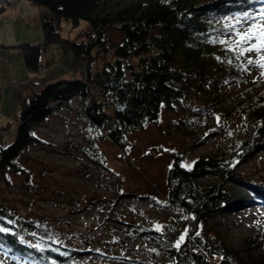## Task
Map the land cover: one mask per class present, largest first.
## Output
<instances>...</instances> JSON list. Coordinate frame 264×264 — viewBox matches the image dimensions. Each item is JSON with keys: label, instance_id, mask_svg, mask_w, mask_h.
<instances>
[{"label": "rangeland", "instance_id": "obj_1", "mask_svg": "<svg viewBox=\"0 0 264 264\" xmlns=\"http://www.w3.org/2000/svg\"><path fill=\"white\" fill-rule=\"evenodd\" d=\"M108 1L114 9L124 4L148 5L163 0ZM5 3L6 0L0 3V21L7 20L0 23L1 85L10 92H20L19 88L24 91L26 86L30 87L31 80L45 84L86 75L85 62L74 56L65 42L40 44L39 71L20 68V58L15 54L19 51L23 57L21 43L25 38H30V42L42 41L39 16L45 8L29 0ZM21 5L24 7L19 8ZM262 24L264 21L251 29L258 32ZM86 25L85 19L77 25L63 19L60 32L63 37L73 38ZM248 30L245 25L237 29L245 33ZM106 35L112 42L123 40L118 29H110ZM15 37L18 42L13 41ZM231 38L235 42V37ZM237 48L238 52L243 50L238 45ZM249 55L256 63L258 55L264 52L239 56L237 71L222 80L196 77L176 110L161 107L157 121L128 134L126 152L102 136L100 129L90 128L75 108L79 97L72 98L71 107H62L37 128L43 143L33 145L20 158L24 171L7 170L6 184L0 173V202L35 225L12 220L22 236L34 245H46L51 239L65 248L78 249L82 252L79 259H84L80 264H143L155 248L139 231L172 230L176 228L173 217L183 218L181 209L167 199L166 175L172 159L163 149L185 153L186 166L198 156L226 154L234 173L250 180L259 179L264 173V144L241 160L234 156L249 129L246 114L239 113L236 107L243 99L264 93V70L250 67ZM46 69L48 72L42 76ZM91 69L94 73L97 65ZM25 75H30L31 80L22 84ZM49 76L53 77L47 79ZM40 84L31 88H39ZM10 97L17 98V102L12 100L15 103L2 106L8 110V118L0 127V144H9L14 138L13 117L23 96L21 93L19 98ZM154 147L160 151L154 152ZM212 180V174L203 177L204 182ZM178 226L180 242L186 226L182 221ZM206 229L211 234L218 232L237 248L244 247L247 236L253 237L260 246L252 251L255 261L247 258L246 264H264V203L239 205L225 215L209 219ZM0 264L29 263L10 257L0 248Z\"/></svg>", "mask_w": 264, "mask_h": 264}, {"label": "trees", "instance_id": "obj_2", "mask_svg": "<svg viewBox=\"0 0 264 264\" xmlns=\"http://www.w3.org/2000/svg\"><path fill=\"white\" fill-rule=\"evenodd\" d=\"M29 1L45 9L39 16L42 41L21 43L25 68L39 71L41 43L65 42L74 56L85 62L87 73L39 83L36 89L31 87L38 83L31 81L30 93L22 97L14 113V138L9 144H0V173L4 178L7 170L24 171L20 158L33 145L43 143L37 128L62 107H71L74 97H79L75 108L90 128L100 129L102 136L126 152L128 134L157 121L161 107L176 110L196 77L222 80L237 71L239 56L228 50L235 47L238 52L237 44L226 29L236 24V18L244 12L256 17V23L239 26H258L262 21L257 13L264 9V0H163L114 9L108 0ZM63 19L73 25L85 19L87 25L73 38L63 37ZM110 29L120 30L123 40L110 41L106 35ZM224 40L228 41L227 47L219 42ZM95 64L97 69L92 73L91 66ZM236 110L246 114L249 127L234 155L241 160L264 144V93L243 99ZM162 152L172 159L166 175L167 199L181 209L183 218L173 217L176 228L172 230L139 231L155 248L143 264H246L247 258L255 261L252 251L260 246L256 239L247 236L244 247L237 248L206 228L209 219L239 205L264 203V173L256 180L237 175L226 154L198 156L186 166L185 153L170 149ZM209 174L215 180L204 182L203 177ZM12 220L35 226L0 202V226L12 233H0V248L10 257L29 264L83 262L80 250L65 248L51 239L41 246L43 252L29 246L34 244L22 236ZM181 221L186 231L184 240L178 242Z\"/></svg>", "mask_w": 264, "mask_h": 264}, {"label": "snow or ice", "instance_id": "obj_3", "mask_svg": "<svg viewBox=\"0 0 264 264\" xmlns=\"http://www.w3.org/2000/svg\"><path fill=\"white\" fill-rule=\"evenodd\" d=\"M257 16L261 21H264V10H260L257 13ZM237 23L231 25L230 28L226 29L228 35L235 37L236 44L243 49L242 51L237 52L236 48H230L229 51L236 52L238 56H243L245 53H261L264 52V24L261 25V28L258 32L253 31L251 28L245 33L242 31H237L240 24H252L256 23V17H253L250 13L244 12L239 17L236 18ZM227 47V40L219 41ZM247 64L250 67H258L261 70H264V55H258L256 63L253 62L251 55L248 56ZM250 67L248 70H250ZM11 223V221H8ZM159 230V229H157ZM0 233L12 234L10 229L0 226ZM34 235V234H33ZM184 236L180 237V240H184ZM21 242H23V237H20ZM31 247H37L39 251L43 252L45 249L40 245H29Z\"/></svg>", "mask_w": 264, "mask_h": 264}, {"label": "crops", "instance_id": "obj_4", "mask_svg": "<svg viewBox=\"0 0 264 264\" xmlns=\"http://www.w3.org/2000/svg\"><path fill=\"white\" fill-rule=\"evenodd\" d=\"M24 7V5H21V7H19V8H23ZM11 8H13V7H11ZM7 12V10L6 11H4V12H2V13H6ZM7 22V20L6 19H4V21H0V23H6ZM17 27L15 26V31L17 32ZM30 38H25V41H23V42H26V41H28V42H30ZM2 41V40H1ZM13 41H15V42H18L19 40H18V38H14L13 39ZM15 56H19V61H18V66H20V68H25V66H24V61H23V57H22V54H20V52L18 51V52H16V54H15ZM26 69V68H25ZM49 70V69H48ZM48 70L46 69L43 73H42V76H44L45 74H46V72H48ZM48 74V73H47ZM41 76V77H42ZM51 77H53V76H49L47 79H49V78H51ZM53 79V78H52ZM30 75H25L24 76V78H23V80H22V84H26V83H28V82H30ZM15 81V80H14ZM32 81V80H31ZM15 83V82H14ZM13 83V84H14ZM38 83H40V82H38ZM0 127L3 125V120L4 119H6V118H8V110L6 109V110H3L2 109V106L3 105H9V104H13V103H15V101L17 102V98H15V97H10L11 95H13V96H17L18 95V98L20 97V95H21V93H22V96H24V95H26L27 94V91L30 89V87L29 88H27V86H26V90H24L23 91V87H22V89L21 88H19V90H20V92L18 91V92H14V90H12V92H10L9 90H8V87H5L4 85H1V82H0ZM12 100H15V101H12ZM1 101H3V102H1ZM0 134H1V131H0Z\"/></svg>", "mask_w": 264, "mask_h": 264}, {"label": "built area", "instance_id": "obj_5", "mask_svg": "<svg viewBox=\"0 0 264 264\" xmlns=\"http://www.w3.org/2000/svg\"><path fill=\"white\" fill-rule=\"evenodd\" d=\"M10 1V0H9ZM12 1V0H11Z\"/></svg>", "mask_w": 264, "mask_h": 264}, {"label": "bare ground", "instance_id": "obj_6", "mask_svg": "<svg viewBox=\"0 0 264 264\" xmlns=\"http://www.w3.org/2000/svg\"><path fill=\"white\" fill-rule=\"evenodd\" d=\"M12 82V81H11Z\"/></svg>", "mask_w": 264, "mask_h": 264}]
</instances>
